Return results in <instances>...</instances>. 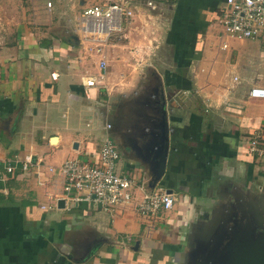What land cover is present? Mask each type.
<instances>
[{"label": "crops", "instance_id": "0c3cea01", "mask_svg": "<svg viewBox=\"0 0 264 264\" xmlns=\"http://www.w3.org/2000/svg\"><path fill=\"white\" fill-rule=\"evenodd\" d=\"M135 1L129 3L131 8L141 6ZM194 1L201 0H186V10H197ZM221 1L202 0L205 10L195 16L197 23L201 20L195 29L196 46L189 51L185 80L180 81L191 98L178 103L186 92L167 87V103L173 102L172 134L163 180L177 198L174 208L149 235L147 221L133 209L116 219L94 204L60 209L49 195L62 194L63 178L33 169L30 175L18 174L0 184V264H186L184 254L193 231L203 229L225 208L235 209L241 200L264 201V160L246 147L247 139L264 127V100L249 96L253 86H264V40L251 42L247 57L232 52L228 41L229 48L223 50L204 19L208 12L216 17ZM19 2L0 0V160L31 155L47 166L75 158L97 162L104 141L92 122L103 115L100 105L111 96L109 74L106 88L88 89L84 80L99 73L103 55L92 50L89 59L82 51L86 42L82 36L80 44L72 40L74 35L49 37L55 23L44 16L50 12L58 17L57 6L40 12ZM116 46L108 42L104 50L112 78L124 83L117 92H123L133 89L135 74L132 65L130 70L122 65L131 57L139 64L146 46L132 45L120 64L110 55L109 49ZM85 116H91L87 125ZM133 155L121 168L148 187L150 169ZM51 206L55 210H49ZM73 208L78 210L74 216Z\"/></svg>", "mask_w": 264, "mask_h": 264}, {"label": "built area", "instance_id": "2783aa9c", "mask_svg": "<svg viewBox=\"0 0 264 264\" xmlns=\"http://www.w3.org/2000/svg\"><path fill=\"white\" fill-rule=\"evenodd\" d=\"M108 2L110 3L86 8L79 27L84 39L91 43L92 50L103 55L98 64L99 73L85 77L84 85L88 89L106 88L109 64L104 48L110 38L129 28L135 16V11L129 4L131 0ZM160 3L162 2L149 0L147 5L155 11ZM52 7V2H49L48 8ZM216 15L223 26V36L227 39L264 40V0H223ZM227 39L222 41L223 50L229 48L225 41ZM52 78L57 80L58 75L52 74ZM190 94L191 92H186L185 95ZM249 96L264 100V86H253ZM110 129L112 126L106 125V130ZM246 147L250 154L264 159V127L247 139ZM120 159L119 146L111 137H107L101 146L99 160L94 163L75 158L66 160L60 166H47L42 165L41 161L35 162L31 155L0 160V184L6 185L18 174L25 177L32 174L33 169H45L49 174L63 178L62 194L49 195L55 204L61 200L65 201L66 206L94 204L113 219L133 209L147 221V234L152 233L157 221L174 208L177 198L162 187L151 192L145 183L140 184L130 170L121 168L122 173L119 174L117 169Z\"/></svg>", "mask_w": 264, "mask_h": 264}, {"label": "rangeland", "instance_id": "374dc122", "mask_svg": "<svg viewBox=\"0 0 264 264\" xmlns=\"http://www.w3.org/2000/svg\"><path fill=\"white\" fill-rule=\"evenodd\" d=\"M19 1L20 4L21 3L22 4L24 3L25 5L28 4L31 10H35L33 9V7L38 8L40 12H42V10L44 9L47 11L54 10V8L57 6L58 9L55 8V10L61 11V13L59 12L58 17H55V13L50 15V12H47L48 13L47 16L43 15L45 17V21L48 20L50 17V22L55 23V25L51 26L52 29L51 31H49V37L52 38L53 36L54 37L59 36V37L70 38L72 35H76L80 37V39L82 36L83 40H85L84 35L80 33L79 27L81 25V20L84 10L88 7L110 3L108 2L109 0H59L57 4H55V0H38V1L19 0ZM49 1L53 3L52 9L48 8ZM147 1L149 0H136L135 2H133L134 4L139 3V5L141 4V6H137L138 4H135L136 6L133 5L135 16L131 22V25L129 26V28H125V31L123 33L114 36L109 40V43L117 44L116 47H111L109 49L110 55L113 57L116 63L120 64L123 55H130L132 48H134L132 45L146 46L143 47V52L141 53V56L146 61L143 62L142 57H140L139 58L140 63L138 64L137 59L131 57L132 61L130 63H126V64L124 63L122 65L126 70H130L129 68L132 65L131 67L132 72H134L135 76L133 77L134 85L132 87L133 89H130L131 91L128 89L127 91L117 92L122 88L124 83H122L121 78H112L111 72L113 68L109 67L108 86L109 89L111 90L109 91L111 93V96L110 98H108V100L105 103H102V105H100L101 106L100 108L103 111L104 116L101 115V117L95 118L92 122L93 128L96 126L99 127V130L96 133L101 134V143L102 141H105V139L108 137L106 134L107 130L106 132L105 130L102 131L104 124L106 123V125L110 124L112 126V129L109 130L110 131L109 136L119 146V150L121 154V159L117 169L119 174L122 173L120 170L122 162L129 160L130 157L133 155L132 153L131 155L128 154L127 152L128 150L127 136H129L133 132L131 130V124H132L131 118H132V112L134 111L133 104L136 101L141 100V97L143 95H146L147 92L146 90L149 87V84L153 82L152 79H150L152 69L159 71L160 74L162 73L163 78L161 82L163 83L164 87L166 86L164 79L166 77L164 76V73L177 72V68L174 62V46L172 44L168 45L167 43L168 41H170L171 37H173L171 32L173 31L172 29H174V21L176 18L175 12L178 5L176 3L162 2L160 3L161 5L159 6V8L154 11V10H147L145 6V2ZM203 3H201L198 6L197 15L198 12L201 15L204 12L205 8ZM222 3L223 1H221V4ZM196 4H199V1L196 2ZM66 12H68V15L64 14ZM205 18L208 19L209 27L211 29L215 42H219V44L221 45L222 41L227 38L223 36L224 29L217 15L215 17V14H213L212 12L211 14H209L208 12L207 16L206 15L204 16V19ZM199 23H197V26L199 25ZM225 41L226 42L228 41L229 44L231 45L232 52L236 51L240 53V56L238 57H242L244 55L245 57H247V55H249V52L252 49L251 42L258 41L263 43L262 39L260 40L246 39L243 41L239 39H227ZM136 49L137 48L135 47V50ZM140 49L142 50V48ZM82 51L86 52V54L88 53L89 56L88 58L91 59L92 45L90 42L86 41L84 44L82 43ZM238 57H234L233 55V58L234 59L237 58V61H239ZM142 62L146 64V66L143 67V65H141ZM135 65H137L136 68H134ZM146 69H148V71ZM140 85L141 87L143 88L145 87V88L141 89L139 94L134 95V93L138 90ZM165 88H166L165 91L167 92V87ZM105 90L107 91V89ZM191 95L192 94H190L189 96L186 95V98L182 97L181 100L178 99V103H180L184 99H186V103H187L188 99L191 98ZM172 103H173L172 100H170L168 105L169 121L171 120L170 106H172ZM101 110L100 113L102 114ZM148 114L152 116L150 113ZM90 119L91 116H85V118L83 119V125H87L88 123H90ZM11 157L12 159H14L16 156L13 155ZM19 157L25 158L26 156L25 157L19 156ZM259 160L262 161L264 159H259ZM163 179L159 182L158 187H163L164 189L169 190V184L168 183L165 184ZM53 207L55 206H51L49 210H55ZM88 208H90L89 210H95L91 207ZM77 213H78L77 208H73L71 211V215L74 216ZM68 224L69 222L66 223V225ZM150 234L151 233H149V235Z\"/></svg>", "mask_w": 264, "mask_h": 264}, {"label": "water", "instance_id": "95a60500", "mask_svg": "<svg viewBox=\"0 0 264 264\" xmlns=\"http://www.w3.org/2000/svg\"><path fill=\"white\" fill-rule=\"evenodd\" d=\"M72 39L80 44L78 36L74 35ZM150 79L153 82L149 84L146 95L133 104V132L127 136V148L148 165L151 176L148 188L152 192L158 188L167 171L172 130L162 76L153 70ZM144 88H138L134 95ZM168 193L173 191L168 190ZM58 206L65 209V201L61 200ZM187 246L189 251L184 254L186 264H264V201L241 200L235 209L225 208L223 214H216L206 222L203 229L193 231Z\"/></svg>", "mask_w": 264, "mask_h": 264}, {"label": "trees", "instance_id": "16d2710c", "mask_svg": "<svg viewBox=\"0 0 264 264\" xmlns=\"http://www.w3.org/2000/svg\"><path fill=\"white\" fill-rule=\"evenodd\" d=\"M158 1L166 2L162 0ZM201 1H199V4H196L194 1L192 7L198 8ZM169 3H176L178 7L175 12L174 29H172L173 31L171 32L173 37H171L167 44H172L174 46V62L177 72L181 75L167 72L165 76V85L166 87L176 88L177 93H179L187 91L186 88H184V83L182 84L180 81L185 80L186 64H188L190 59L189 51H192L196 46L195 29L198 20L195 16H197V10H186V0H177ZM188 86L189 85L186 84V87Z\"/></svg>", "mask_w": 264, "mask_h": 264}]
</instances>
